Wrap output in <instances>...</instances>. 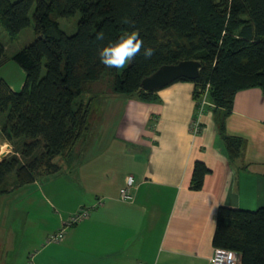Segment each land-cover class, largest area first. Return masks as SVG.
Instances as JSON below:
<instances>
[{
	"label": "trees",
	"instance_id": "trees-1",
	"mask_svg": "<svg viewBox=\"0 0 264 264\" xmlns=\"http://www.w3.org/2000/svg\"><path fill=\"white\" fill-rule=\"evenodd\" d=\"M76 14L69 36L58 20ZM0 25L10 40L31 26L35 34L9 56L0 42V67L12 61L25 73L18 92L0 81V137L12 148L0 161V196L57 174L56 159H76L102 100L159 102L158 91H143L141 82L162 66L201 65L195 81L174 83L193 84L196 110L207 95L230 159L243 145L222 135L236 94L259 89L264 96V0H0ZM136 30L152 57L145 59L142 48L122 73L106 68L100 49ZM100 33L103 40L96 38ZM208 174L196 162L192 190L200 191ZM212 246L235 251L241 264H264V205L251 212L220 207Z\"/></svg>",
	"mask_w": 264,
	"mask_h": 264
},
{
	"label": "crops",
	"instance_id": "crops-1",
	"mask_svg": "<svg viewBox=\"0 0 264 264\" xmlns=\"http://www.w3.org/2000/svg\"><path fill=\"white\" fill-rule=\"evenodd\" d=\"M20 69L12 61L0 67V81L14 92L24 84ZM192 91L193 84L178 82L159 90L157 103L115 97L126 102L115 101L100 115L101 126L114 127L110 140L99 134L102 148L84 143L76 159L60 164L73 171L72 184L63 180L46 190L35 181L16 189L27 196L15 199L18 216L12 219L7 198L15 190L0 196V232L2 223H14L11 234L0 237V264L4 246L9 264H210L217 210L264 205V96L259 89L236 94L222 135L243 145L239 157L230 159L213 108L199 114ZM125 104L123 117L119 107ZM127 116L130 121L123 122ZM196 120L200 129L193 133ZM10 153L0 137V161ZM196 162L210 170L200 191L191 187ZM128 176L136 186L131 203L119 198ZM37 208L48 210L52 224L39 237L28 234ZM81 209H90L89 217L69 225L61 243L46 245Z\"/></svg>",
	"mask_w": 264,
	"mask_h": 264
},
{
	"label": "rangeland",
	"instance_id": "rangeland-1",
	"mask_svg": "<svg viewBox=\"0 0 264 264\" xmlns=\"http://www.w3.org/2000/svg\"><path fill=\"white\" fill-rule=\"evenodd\" d=\"M216 1H219V0H216ZM79 18H80V15L76 14L75 16L70 17V18H60L58 20V23L60 25V28L67 35L71 36L76 32V26H77V22H78ZM30 19L32 20V14H30ZM34 39H35V34H34V30H33L32 26L24 29L23 31H21L16 36V38L10 40V37L8 36V34L4 31V29L0 25V42L5 45L6 53L8 56L18 52L19 50H21L25 46L29 45L30 43H32L34 41ZM127 66L124 69H126ZM124 69L118 70V72L122 73ZM20 71H22V70L20 69ZM6 74H8V76L11 77V74H9V73H6ZM22 74L25 75L24 71H22ZM13 79L15 82L16 81L15 75L13 76ZM24 80H25V77H24ZM102 89H103L102 86L101 87H95V90H98V91H102ZM109 99H113V98H109ZM109 99L102 100L100 102L99 106L97 107V113L95 114V118L93 120L94 122L92 124L91 134L85 142V146H88L90 149L97 150V149H100L103 147V144H100V142H98V140H97V138L99 137V134L104 135V140L105 139L110 140V138L112 137L113 132H114L113 131L114 127L110 126V127L104 128V126L100 125V115L102 114V112H101L102 108H106V110H107L109 105L113 104L115 101H119L121 104H124L126 102L125 98H115V100H110L107 102V100H109ZM117 99H121V100H117ZM95 107H96V105H95ZM119 109H121V113H123V117H124L125 112L127 111V104H125L122 107H119ZM130 119L131 118L129 116H127L123 122H128V121H130ZM107 120L109 123L112 121L108 117H107ZM114 122L115 123L117 122L116 118L114 119ZM82 157H83V153L81 152V158ZM61 161H58L57 159L55 160V163H57L59 166H61L60 172H58L55 175L49 176L48 178L39 179L38 185H42L44 187V189L47 190V189H49V187H52L54 185H57V187H59L58 184H60L61 181H63V180H65L71 184L73 183V181L71 179V173H73V171L69 172L66 170V168H62V165H60ZM62 163H63V161H62ZM40 189H42V188H39L38 190H40ZM10 193H8V194H10ZM43 193H44V191H43ZM8 194H6V195H8ZM12 195H14L13 199L7 198V205L10 204L13 207V210L11 213V219L18 216L16 214V211H15L17 208V203H16L17 201H15V199L19 198L20 202H22L27 196L26 191H23V190L19 191L18 193H17V190H15V192ZM34 195H37V199H39V200L43 199L38 191L35 192ZM34 195H31V197H34ZM34 218H35V222H33L32 225L28 228V234L30 236H38L39 237L48 229L47 226L52 225L51 221L49 220V212L45 208H37L36 213L34 214ZM13 226H14V223H11L9 221H7L6 224L2 223L0 237L5 238L6 236L10 235L11 234L10 228ZM52 235L53 234H51L50 236H52ZM50 236H48L47 239L45 240L46 245L47 244H55V243H49L48 242V239ZM26 237H29V236L27 235ZM11 245L13 246L12 243H11ZM4 247H5V249L3 250L2 264H9L10 253L8 254V256H5L8 249H6V246H4ZM240 264H241V256H240Z\"/></svg>",
	"mask_w": 264,
	"mask_h": 264
},
{
	"label": "clouds",
	"instance_id": "clouds-1",
	"mask_svg": "<svg viewBox=\"0 0 264 264\" xmlns=\"http://www.w3.org/2000/svg\"><path fill=\"white\" fill-rule=\"evenodd\" d=\"M97 40H103V33L97 35ZM143 48V56L150 59L154 54L151 47H145L144 42L139 37L138 30L132 32H124L116 42H110L107 46L100 49L98 55L100 62L106 68H115L117 70L124 69L136 56L141 54ZM220 253L226 255L229 264H238V256L233 250L218 249Z\"/></svg>",
	"mask_w": 264,
	"mask_h": 264
},
{
	"label": "built area",
	"instance_id": "built-area-1",
	"mask_svg": "<svg viewBox=\"0 0 264 264\" xmlns=\"http://www.w3.org/2000/svg\"><path fill=\"white\" fill-rule=\"evenodd\" d=\"M200 104H198V113L201 114L204 111V108L206 107H212L208 100L207 95H203L202 99L199 101ZM199 123L196 120L192 126V132L197 133L199 131ZM135 181L132 176H128L125 179V183L123 187L119 191V198L121 201L126 203H131L134 200V190H135ZM97 205H100V203H97ZM90 215V209H81L79 213L75 214L73 217H71L68 221V223L65 225V227L60 230L58 233L53 234L49 237L48 242L49 243H55L59 244L64 239L66 228L69 227V225H74L80 223L83 219H87ZM218 249H214L210 263L211 264H229L228 259L225 254L220 253L217 251ZM225 250V249H224ZM236 253V252H235ZM238 256V264H240V256L238 253H236Z\"/></svg>",
	"mask_w": 264,
	"mask_h": 264
},
{
	"label": "water",
	"instance_id": "water-1",
	"mask_svg": "<svg viewBox=\"0 0 264 264\" xmlns=\"http://www.w3.org/2000/svg\"><path fill=\"white\" fill-rule=\"evenodd\" d=\"M201 65L198 62L187 61L173 66H162L151 76L143 79L141 89L145 92L162 90L179 79L195 81L199 77Z\"/></svg>",
	"mask_w": 264,
	"mask_h": 264
}]
</instances>
